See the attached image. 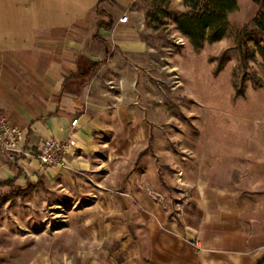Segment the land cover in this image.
Masks as SVG:
<instances>
[{
    "label": "rangeland",
    "instance_id": "obj_1",
    "mask_svg": "<svg viewBox=\"0 0 264 264\" xmlns=\"http://www.w3.org/2000/svg\"><path fill=\"white\" fill-rule=\"evenodd\" d=\"M197 2L201 7L204 0L136 1L133 23L148 51L136 58L116 54L111 62L106 76L111 82L99 93L109 107L118 103L120 119L112 114L105 119L109 133L102 137L105 149L96 167H68L53 179L40 175L43 181L24 197L16 190L0 191V197H8L0 202V264H16L23 254L31 259L39 248L48 257L88 264L101 241L111 257L122 240H151V182L138 185L143 146L145 153L167 145L212 148L221 157L235 148L246 158L236 156L237 166L245 163L253 170L264 161V34L254 22L264 14V0H239L241 8L228 15L226 37L200 51L176 24ZM252 6L258 10L254 18ZM128 129L143 136L122 137ZM117 140L124 141L120 145L127 154L122 169ZM132 146L134 159L128 155ZM183 155L185 161L194 157ZM117 172L124 176L121 186ZM248 177L237 175L235 247L244 251L236 254L237 264H264V182L250 184L257 176ZM183 205L194 222L191 203ZM184 240L197 242L187 235Z\"/></svg>",
    "mask_w": 264,
    "mask_h": 264
},
{
    "label": "crops",
    "instance_id": "obj_2",
    "mask_svg": "<svg viewBox=\"0 0 264 264\" xmlns=\"http://www.w3.org/2000/svg\"><path fill=\"white\" fill-rule=\"evenodd\" d=\"M136 1L0 0V112L19 118L34 148L41 146L47 134L65 140L72 133V122L79 119L73 133L83 145L68 159L74 171L96 167L105 149L102 137L109 133L103 129L104 121L109 114L120 119L118 103L109 107L107 97L99 93L104 83L111 82L106 76L113 58L116 54L136 58L148 51L133 23ZM252 7L254 18L258 10ZM124 15L129 16L128 23L120 22ZM99 23L112 25V29H99ZM98 63L102 65L94 70ZM136 133L143 136L133 129L121 136ZM120 144L124 141L117 140L121 152L116 158H120L117 168L122 169L127 154ZM134 148L127 151L132 159ZM177 148L154 146L145 153L143 146L137 156L138 185L143 188L146 180L151 182V240H122L111 257L106 256L108 247L101 241L88 264H237L236 254L244 252L235 247L237 175L242 179L256 175L257 181L250 184L264 182V161L253 170L245 163L237 166L238 156L246 158L237 156L240 151L235 148L227 150V157L212 148ZM184 152L193 153V159L182 160ZM64 172L49 171L51 179ZM40 175L34 161L13 163L0 151V183L25 187L42 180ZM116 175V184L123 185V173ZM187 200L191 211L195 210L194 222L188 221L182 209ZM185 235L197 239L199 250L184 240ZM35 254L31 259L23 254L15 263L72 264V258L48 257L40 248Z\"/></svg>",
    "mask_w": 264,
    "mask_h": 264
},
{
    "label": "built area",
    "instance_id": "obj_3",
    "mask_svg": "<svg viewBox=\"0 0 264 264\" xmlns=\"http://www.w3.org/2000/svg\"><path fill=\"white\" fill-rule=\"evenodd\" d=\"M120 22L128 23L129 16L124 15ZM78 123L79 119L72 122V133L65 140L59 141L47 134L44 135L41 146L34 148L28 144L27 129L21 126L19 118L11 119L0 112V151L13 163L34 161L37 164V171L50 179L49 171L67 169L68 157L82 148L83 144L73 133V128ZM191 245L199 250L197 242H192Z\"/></svg>",
    "mask_w": 264,
    "mask_h": 264
},
{
    "label": "trees",
    "instance_id": "obj_4",
    "mask_svg": "<svg viewBox=\"0 0 264 264\" xmlns=\"http://www.w3.org/2000/svg\"><path fill=\"white\" fill-rule=\"evenodd\" d=\"M262 6L260 1H257ZM237 10V0H204L200 7L199 2L192 7V12L183 14L176 22L180 32L185 36L196 51H200L205 43L213 44L223 40L229 29L228 15ZM99 16L105 15L97 12ZM255 25L264 34V14H259L254 20ZM112 29V25L99 23L100 28ZM102 63L94 65V70L100 67ZM40 184V180L36 183L30 182L25 187H15L13 182L0 183V188L8 187L9 190H16L15 195L24 197L26 191H32ZM9 196H12L10 194ZM8 197H0V202Z\"/></svg>",
    "mask_w": 264,
    "mask_h": 264
}]
</instances>
